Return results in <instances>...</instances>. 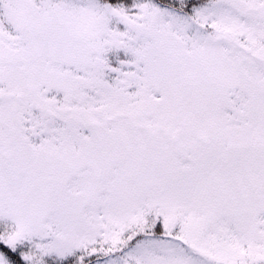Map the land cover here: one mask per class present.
Returning <instances> with one entry per match:
<instances>
[{"label": "snow or ice", "instance_id": "1", "mask_svg": "<svg viewBox=\"0 0 264 264\" xmlns=\"http://www.w3.org/2000/svg\"><path fill=\"white\" fill-rule=\"evenodd\" d=\"M0 264H264V0H0Z\"/></svg>", "mask_w": 264, "mask_h": 264}]
</instances>
